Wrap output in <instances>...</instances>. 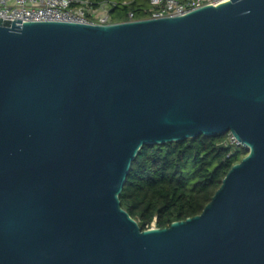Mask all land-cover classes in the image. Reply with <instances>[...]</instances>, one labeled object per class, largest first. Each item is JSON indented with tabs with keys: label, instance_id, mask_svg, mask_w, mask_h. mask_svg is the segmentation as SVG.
I'll return each instance as SVG.
<instances>
[{
	"label": "water",
	"instance_id": "obj_1",
	"mask_svg": "<svg viewBox=\"0 0 264 264\" xmlns=\"http://www.w3.org/2000/svg\"><path fill=\"white\" fill-rule=\"evenodd\" d=\"M232 132L203 212L141 230L147 144ZM0 264H264V0L110 25L0 18Z\"/></svg>",
	"mask_w": 264,
	"mask_h": 264
},
{
	"label": "trees",
	"instance_id": "obj_2",
	"mask_svg": "<svg viewBox=\"0 0 264 264\" xmlns=\"http://www.w3.org/2000/svg\"><path fill=\"white\" fill-rule=\"evenodd\" d=\"M116 1L127 4L114 9L115 22L127 20L129 11L143 17L150 3ZM229 132L147 144L139 150L119 198L142 231L152 224L170 227L203 212L230 169L249 153L248 148L228 143Z\"/></svg>",
	"mask_w": 264,
	"mask_h": 264
},
{
	"label": "built area",
	"instance_id": "obj_3",
	"mask_svg": "<svg viewBox=\"0 0 264 264\" xmlns=\"http://www.w3.org/2000/svg\"><path fill=\"white\" fill-rule=\"evenodd\" d=\"M149 8L141 18L134 11L128 12L126 21L146 18L183 16L203 6L219 5L229 0H149ZM127 4L116 0H0V18L14 21H62L87 24L110 25L114 9ZM124 22V21H123ZM228 143L236 147L247 148L232 133H228Z\"/></svg>",
	"mask_w": 264,
	"mask_h": 264
},
{
	"label": "rangeland",
	"instance_id": "obj_4",
	"mask_svg": "<svg viewBox=\"0 0 264 264\" xmlns=\"http://www.w3.org/2000/svg\"><path fill=\"white\" fill-rule=\"evenodd\" d=\"M151 228H156V225L155 224H152V226L148 229H151Z\"/></svg>",
	"mask_w": 264,
	"mask_h": 264
}]
</instances>
